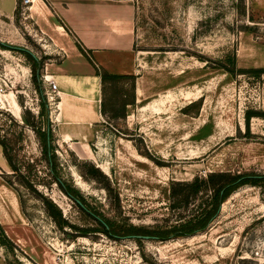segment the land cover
I'll use <instances>...</instances> for the list:
<instances>
[{
	"label": "rangeland",
	"instance_id": "rangeland-1",
	"mask_svg": "<svg viewBox=\"0 0 264 264\" xmlns=\"http://www.w3.org/2000/svg\"><path fill=\"white\" fill-rule=\"evenodd\" d=\"M134 1L135 88L142 96L127 109L132 117L107 119L115 130L106 124L95 128L97 137L88 138L95 158L80 159L53 129L50 113L57 97L48 100L49 85L42 78L50 64L70 55L72 43L55 27L57 20H46L24 0H0V42L10 46L0 48V91L13 93L21 116L30 112L35 118L33 130L0 110V134L20 139L13 155L21 173L8 170L3 178L25 217L22 226L3 230L13 251L0 246V264H264V181L236 188L204 231L156 240L109 237L48 173L37 135L45 117L31 60L20 49L39 62L58 178L102 217L112 218L118 232L176 224L169 207L173 181L210 172L264 176V119L250 120V135L244 120L247 110L264 112V74L231 76L221 68H233V62L242 70L264 68V0ZM88 54L105 58L100 67L110 73L121 68L119 55ZM127 140L140 159L133 158ZM82 162L93 164L99 175H82L87 170ZM48 204L67 222L63 228L48 214Z\"/></svg>",
	"mask_w": 264,
	"mask_h": 264
},
{
	"label": "crops",
	"instance_id": "crops-1",
	"mask_svg": "<svg viewBox=\"0 0 264 264\" xmlns=\"http://www.w3.org/2000/svg\"><path fill=\"white\" fill-rule=\"evenodd\" d=\"M31 3V9L41 12L46 20H57L55 27L63 30L72 43L70 55L57 65L50 64L51 71L45 75L57 85L56 104L50 119L60 141L80 159H89L94 154L88 138L98 133L95 128L106 124L115 129L101 112V80L95 72V67L105 66L106 60L97 61L88 53L119 55L121 68L113 74L135 75V84H139L135 64V1L31 0ZM80 49L87 52L90 60ZM141 96V88L136 87V104ZM126 142L133 158L140 159L131 142ZM8 170L10 167L0 146V226L5 232V229L22 226L25 221L17 193L3 179Z\"/></svg>",
	"mask_w": 264,
	"mask_h": 264
},
{
	"label": "trees",
	"instance_id": "trees-1",
	"mask_svg": "<svg viewBox=\"0 0 264 264\" xmlns=\"http://www.w3.org/2000/svg\"><path fill=\"white\" fill-rule=\"evenodd\" d=\"M0 48L7 49L8 47L0 43ZM10 49V48H9ZM12 50V49H11ZM80 52L86 55V52L80 49ZM26 57L31 60V76L32 82L40 97L41 116L45 117V129L38 132L40 142L42 143V155L48 167V173L53 176L63 192L71 198L75 205L89 218L96 221L102 226L103 231L109 237H119L118 234L124 236L131 235H147L156 240H166L168 238L186 237L195 233L204 231L210 223L216 218L221 205L229 198V196L241 185L255 184L256 182L264 181V176H256L255 174H235L232 172H210L206 176H194L190 181H173L170 185V209L176 215L177 223L169 228L159 231H147L140 228H127L123 232H118L114 226V220L102 217L97 210L90 206L86 199L80 195L76 190L65 188L58 178V166L55 161V156L52 152L53 132L48 118L47 101L42 89V82L39 77L38 69L39 62L29 52L21 50ZM233 68L222 66L221 68L231 76L244 73H255L257 75L264 74V68H254L250 70L237 69L234 62ZM96 75L101 80V112L106 115L109 120L125 119L127 117V109L134 106L135 103V75L113 74L101 67H95ZM129 87L126 88L125 86ZM193 105V103L191 104ZM190 105V106H191ZM264 119V112H256L247 110L245 112V130L247 135L249 133V122L252 118ZM25 124L29 125L33 130L35 128V118L30 112H25L22 116ZM249 137V136H248ZM20 141L18 138H9L7 134H0V146L7 163L14 173H21V168L17 165L15 152L16 143ZM87 170L82 175L97 176L99 170L93 164L82 162ZM28 170L33 168L32 165H27ZM24 176V175H23ZM4 179V178H3ZM23 179V178H22ZM5 180V179H4ZM10 187L11 184L5 181ZM25 184L28 182L23 181ZM110 191V188H106ZM201 196L202 200L194 205V200ZM118 201L117 195L114 197V203ZM191 205L193 207L189 208ZM46 210L52 217L53 221L63 228L67 222L62 218L61 213L55 210L50 204L47 205ZM91 231V230H90ZM0 246L10 249L12 252V242L5 236L3 229L0 226Z\"/></svg>",
	"mask_w": 264,
	"mask_h": 264
},
{
	"label": "bare ground",
	"instance_id": "bare-ground-1",
	"mask_svg": "<svg viewBox=\"0 0 264 264\" xmlns=\"http://www.w3.org/2000/svg\"><path fill=\"white\" fill-rule=\"evenodd\" d=\"M5 109L7 112H9L14 118L17 120L22 119V111L21 108L13 95V93H2L0 91V110ZM102 171L107 173V169L105 166L98 165Z\"/></svg>",
	"mask_w": 264,
	"mask_h": 264
},
{
	"label": "built area",
	"instance_id": "built-area-1",
	"mask_svg": "<svg viewBox=\"0 0 264 264\" xmlns=\"http://www.w3.org/2000/svg\"><path fill=\"white\" fill-rule=\"evenodd\" d=\"M24 4L26 6L30 5L31 4V0H24ZM43 78V81L45 83H48L49 85V97H48V100H50V102H54V97L57 96V85L53 82V81H50L47 76H42Z\"/></svg>",
	"mask_w": 264,
	"mask_h": 264
},
{
	"label": "water",
	"instance_id": "water-1",
	"mask_svg": "<svg viewBox=\"0 0 264 264\" xmlns=\"http://www.w3.org/2000/svg\"><path fill=\"white\" fill-rule=\"evenodd\" d=\"M0 43L10 48V46L4 44L3 42H0ZM15 49H16V48H15ZM20 50H23V49H20ZM220 210H221V207L219 208V211H220ZM129 237H131V238H136V239H150V238H152V237H150V236H146V235H131V236H129Z\"/></svg>",
	"mask_w": 264,
	"mask_h": 264
}]
</instances>
